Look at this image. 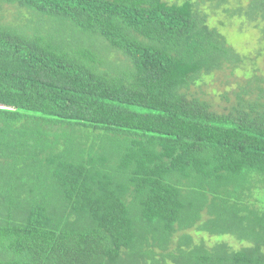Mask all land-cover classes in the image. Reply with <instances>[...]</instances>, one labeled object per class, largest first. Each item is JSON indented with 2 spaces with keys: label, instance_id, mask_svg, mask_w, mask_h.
Masks as SVG:
<instances>
[{
  "label": "trees",
  "instance_id": "obj_1",
  "mask_svg": "<svg viewBox=\"0 0 264 264\" xmlns=\"http://www.w3.org/2000/svg\"><path fill=\"white\" fill-rule=\"evenodd\" d=\"M263 55L264 0H0V264H264Z\"/></svg>",
  "mask_w": 264,
  "mask_h": 264
},
{
  "label": "rangeland",
  "instance_id": "obj_2",
  "mask_svg": "<svg viewBox=\"0 0 264 264\" xmlns=\"http://www.w3.org/2000/svg\"><path fill=\"white\" fill-rule=\"evenodd\" d=\"M171 1H175V0H171ZM210 15L213 16L214 14L210 13ZM221 16L222 15L219 10L216 19H218V17L221 18ZM213 21H215V19H213ZM226 28L227 29H225V31H227L226 34L229 38V41L232 44V46L236 49V51L240 53L243 52L249 55L251 54L250 58L254 59L255 58L254 36L256 37V34H251L252 33L251 30H240L242 33H239L237 31L238 30L237 24H234L232 22L228 23ZM68 34H69L68 40H74V45L77 47V49L80 50V52L82 51L83 56L85 58L92 57L97 61H103L104 63L107 64L112 63L111 66H114L115 63H121V61H118V60H122V56L120 55V53L119 52L117 53V51H113V49L109 46L108 42L103 37L94 34L85 39L83 38V36H81L80 33L79 34L74 33V31L72 32L70 31ZM65 36L67 38V32H65ZM254 61L256 67L258 68L259 73H264V55L261 58H258L257 60ZM227 73L228 71L215 72V76L212 80L201 81L196 86L195 85L190 86L189 92L192 98L204 100L211 105L212 107L211 110L220 112L223 107H226L229 104L226 103V101L221 97V94L226 89L225 82L227 79L225 78V74ZM210 204H213L212 200H209L208 205ZM199 235L201 236V238L206 239L211 244V246H215L216 244H218L217 242L221 240L218 239V237L216 236L209 237L210 235L209 231L200 232ZM224 241H226V239ZM226 242L231 243L234 249L241 248L239 244H235L234 241L232 240H228Z\"/></svg>",
  "mask_w": 264,
  "mask_h": 264
}]
</instances>
